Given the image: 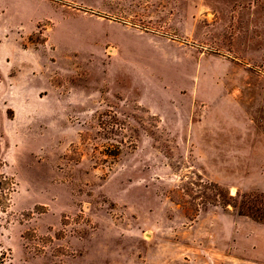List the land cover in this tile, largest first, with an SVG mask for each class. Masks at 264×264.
I'll list each match as a JSON object with an SVG mask.
<instances>
[{
  "label": "rangeland",
  "instance_id": "rangeland-1",
  "mask_svg": "<svg viewBox=\"0 0 264 264\" xmlns=\"http://www.w3.org/2000/svg\"><path fill=\"white\" fill-rule=\"evenodd\" d=\"M0 174V264H264V0H0Z\"/></svg>",
  "mask_w": 264,
  "mask_h": 264
},
{
  "label": "trees",
  "instance_id": "trees-1",
  "mask_svg": "<svg viewBox=\"0 0 264 264\" xmlns=\"http://www.w3.org/2000/svg\"><path fill=\"white\" fill-rule=\"evenodd\" d=\"M0 180L10 181L3 174H0ZM213 187H216V185H213ZM231 203L230 206L239 216L249 217L257 223L264 224V193L251 192L236 195ZM222 205H228V201L224 200Z\"/></svg>",
  "mask_w": 264,
  "mask_h": 264
}]
</instances>
